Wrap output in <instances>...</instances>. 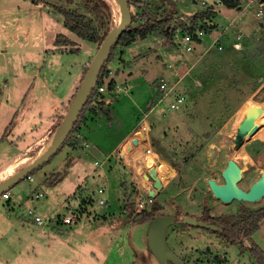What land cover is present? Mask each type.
Here are the masks:
<instances>
[{
	"label": "rangeland",
	"instance_id": "374dc122",
	"mask_svg": "<svg viewBox=\"0 0 264 264\" xmlns=\"http://www.w3.org/2000/svg\"><path fill=\"white\" fill-rule=\"evenodd\" d=\"M53 1L64 5L66 0H42L39 4L31 0H0V57L3 54L8 61L5 66L0 65V114L20 109L12 133H18V130L26 132L22 140H16L12 133L1 135L0 131V164L6 157L1 155L5 154L3 151L14 150V154L23 152L36 137L46 132L47 124L55 122L58 125L53 135L50 133L48 139L33 143L23 155L35 156L49 147L63 120L54 119V102L59 97L55 99L51 94L58 76H66L67 70L62 63L68 62L70 58L75 69L85 70L81 66L82 62L89 61L88 53L93 54L99 48L97 43L85 40L65 27L63 15L55 13L49 4ZM110 1L114 18L112 25L115 27L122 14L118 2ZM176 1L181 13L199 11L195 2H201L202 9L206 7L202 5L203 0ZM260 9L264 10V0H241V7L227 12L232 16L227 17L226 23L229 20L230 26L226 29L225 47L221 51L212 47L201 55L199 50L206 49V44L195 43L194 49L186 52L179 43L183 36L181 30L177 31V44L171 51L176 56L171 58V62L176 68L175 77L182 79L186 75L185 71L189 72L183 79L187 86L184 105L179 110L170 111L166 109L169 103L167 97L158 101L163 93L155 84V80L161 78L157 74L151 84L144 82L145 86L140 88L138 94L135 92L132 101L124 98V101L118 102L119 117L115 120L113 130V126L110 128V123L103 118L102 126H97L94 135L90 136L92 141L93 138L101 142L114 140L105 144L108 146L105 150H114L110 162L100 165L104 156L100 155L98 147L91 145L86 149L83 141L78 147L65 143L50 160L33 171L37 180L35 183L26 177L10 188L11 198L0 195V264H173L170 261H158L150 251L147 236L151 221L126 220L125 188L128 190L126 197L129 193H133L135 199L136 193L143 195L141 199L144 200V207L141 208L136 199L135 213L143 209L150 210L155 207L153 204H158L157 212L160 214H178V221L169 227L167 233L170 246L181 257L191 255L195 260L199 257L196 248L205 249L209 246L213 255L204 264H258L250 250L239 244L219 243L214 234L207 230L197 227L192 229L194 237H178L172 227L180 223L182 225L180 221L188 214H202L204 203H207L206 207L213 215L236 211L242 204L253 208L264 206V196L257 201L233 199L226 203L213 194L208 183L209 179L219 185L225 182L222 172L229 159H236L240 163L242 177L238 184L246 190L264 172V125L240 147L235 146L233 139L238 124L246 114L245 105L260 106L264 103V14L262 17L259 15ZM217 14L218 10L211 21H217L214 23L215 28L221 30L226 23L221 24ZM239 32L242 34L241 49L231 44ZM68 35L76 40L75 43L70 40L66 45H56V40L60 39L64 43ZM51 47H54V51L69 50V47L80 51H72V54H65L64 57L47 56ZM122 47L118 44L114 48L108 67L118 66L117 58ZM90 62L86 64V70ZM163 78L169 80V76ZM143 81L140 80L141 83ZM67 83L60 85L59 90H64ZM148 90L150 97L147 95ZM37 105L46 113H43L41 122L35 113ZM142 110L145 111L142 116L150 122L147 124L148 128L150 126L149 133L142 131L145 123L142 120L139 127L140 142L131 145L130 151L124 146L117 150L120 134L131 127ZM162 111H167V114L163 116ZM13 139L16 142L13 143ZM156 141L161 147L159 151L154 148ZM69 147L76 149L82 156L72 171L73 158L69 156L72 151ZM148 147L154 148L159 164L164 161L173 170L172 176L164 180V187L156 189L153 195L147 186L153 187L150 168L157 162L151 165L144 159ZM124 148L128 163L120 156ZM95 160H99L100 164H95ZM26 162L19 164L15 171ZM80 167L85 172L80 173L81 182L87 181L85 186L82 183L77 185L72 178L74 171ZM58 173H62V179L54 185H47ZM34 185H38L45 195L37 201L24 199L32 194ZM101 186L106 187L101 195L106 199V205L97 209L92 204L87 210L80 211V196L90 195L95 200ZM73 190L76 199L65 198L67 193L72 196L74 193L70 191ZM20 196L23 199L20 200ZM29 206H36V212L47 223L37 225L29 219L26 211ZM72 212L79 214V221L64 225L62 216ZM178 240H183L184 246ZM253 241L264 249V219ZM251 242L245 240L247 246ZM215 255L224 260H214ZM207 257L208 254H205L204 258Z\"/></svg>",
	"mask_w": 264,
	"mask_h": 264
},
{
	"label": "trees",
	"instance_id": "16d2710c",
	"mask_svg": "<svg viewBox=\"0 0 264 264\" xmlns=\"http://www.w3.org/2000/svg\"><path fill=\"white\" fill-rule=\"evenodd\" d=\"M31 1L34 4L42 2V0ZM176 2V0H129L132 11V22L130 26L123 31L113 47L111 54L103 67L102 73L97 79V85L106 84V78L110 74L107 63L113 55L114 48L118 44L127 46L139 38L156 36L159 39H162L163 45L167 50H172L177 44L176 35L178 30H181V34L184 35L185 33L194 32L197 27L204 28L205 30H212L216 27L211 21L217 12L213 7H205V9H199L194 15H187L175 11L177 7ZM223 2L227 8L233 9L241 7V0H223ZM49 4L54 8L53 11L55 13L63 15V23L66 28L85 40L97 43L99 47L107 37L109 31L113 28V8L110 0H66L64 5H58L56 1L49 2ZM200 41L201 39H197V43ZM70 42L69 38H66L64 43L58 39L56 40V45H66ZM115 84L116 83L113 79L109 80L107 84L108 89H114ZM99 96L98 90L95 88L65 143L73 147H78L79 143L82 142V140L74 139L73 133L82 132V126L86 121L89 112L95 114L100 113L108 119L111 118L112 109L110 103H107L106 99H100ZM192 156L193 155L191 154L190 157ZM31 174H34V172ZM56 176L57 177L54 179L49 180L47 185H54L59 182L62 178V173H58ZM127 191L128 190L125 188L124 216L126 220H130L131 222H149L156 215L160 214L157 212V207H159L158 204H153L155 207L150 210L143 209L135 213L136 199L134 198L133 193H129L126 197ZM80 197V211L87 210L95 202L90 195H87L86 197L81 195ZM204 206L205 209L202 214L199 216H192L203 219L206 222L216 223L220 229H212L184 223L182 219L180 221L182 222V225L180 223L179 225L177 224L172 227L176 236L194 237L192 229L197 227L199 229L202 228L214 234L219 243L239 244L244 249L250 250L255 262L258 264H264V249L258 243L253 241V236L261 228L262 220L264 219V206L253 208L242 204L236 211L221 213L219 215L211 214L209 208L206 207L207 203H204ZM176 217L178 219V214ZM167 237H169L168 234ZM246 239L252 241L250 246L245 244ZM178 243L181 246H184L182 245L184 244L183 240H178ZM196 250H198L199 257L195 260H193L191 255L182 256L188 264H204L213 255V250L209 246L205 249L198 247ZM205 254H208L207 259L204 258ZM214 258L216 261L224 260V258H220L218 255H215Z\"/></svg>",
	"mask_w": 264,
	"mask_h": 264
},
{
	"label": "crops",
	"instance_id": "0c3cea01",
	"mask_svg": "<svg viewBox=\"0 0 264 264\" xmlns=\"http://www.w3.org/2000/svg\"><path fill=\"white\" fill-rule=\"evenodd\" d=\"M196 3L197 2H195L194 4L196 6H198L199 9H202L201 2H199L197 4ZM178 7L179 6H177L176 9H175L176 12L179 11ZM219 9L220 10H218V14H217L218 21H221L222 22L221 24L224 25L227 22V17H231L232 16V15L230 16L229 13H227L229 10H231V8H227L226 6H224V7L219 8ZM195 11H190V12L183 11L182 13L183 14H187V15H193V14H195ZM215 20H216V18H215ZM216 23H217V21H216ZM228 24H229V20H228V23H226V25L222 29H224ZM221 30L217 29L216 30L217 32L213 31L211 34L207 35L208 36L207 39H205V36H204V38L201 39L200 42H198V45L199 44H204V45L206 44V49H204V50L200 49L199 50L201 52V55L206 54L208 52V50L211 49V43L213 41V38H214V36H217L219 34V31H220V33L223 34L222 35L223 36V41L222 42H224L225 35L228 32L226 30L224 32L221 31ZM68 36H69L68 37L69 40H71L72 43H75L76 40L74 38L70 37V35H68ZM234 40L235 39L232 40V43H233ZM71 47H75V46L71 45ZM71 47H69L70 48L69 50H64V51L63 50L54 51L53 50L54 47H51L49 49L50 51L47 53V56L51 54V56L54 55L53 57L59 56V55L64 57L65 54H68V55L72 54V51H77V52L80 51V49H73L72 50ZM171 51L172 50H167L165 48V46L163 45L162 39H159L156 36H148V37H145V38H139L138 40L134 41L133 43H131V44L127 45V46H123L122 48H120V52H119L120 55H118V58H117L118 66L115 67V65H113V66L109 65L108 69L110 71V74L106 78V84L105 85L108 84L109 80L113 79L115 81V83H116L115 84L116 87L117 86H124L126 88V90H121V91L116 90V92H111V93L109 92V93L103 94L102 98H105L107 100V103H110V107L112 109L111 118L108 119V118H106L105 116H103L100 113H97V114H95V113L89 114L88 113L86 121L84 122V124L82 126V130H81L82 133L85 136V140L83 142L85 144H86V142L89 143L88 147L85 145V148L87 149L91 145H93V147H98L97 148L98 152L100 153V155L104 156V158L101 161V164H100L99 160H95L94 161L95 164H96V162H98L100 165H102L103 163L110 162L111 161L110 159H113L114 150H112L111 152H108L107 150H105V147L106 148L108 147V146H105V144H108V143H110L111 141H114V140L113 139H108V140H104V141L101 142V141H97L96 138H93V141H92L90 136H91V134H92V136L94 135V133L96 132L97 126H102L103 118H105V120H107L110 123V128L113 126L112 127V130H113L114 125H115V120H116L117 117H119L120 108H119V106L116 105L118 102L124 101L123 100L124 98L125 99H129L130 101H132V98H134L135 92H136V94H138L140 88H143V86H145L144 82L148 81L149 84H151V82H154L155 79H153V77L156 74L161 76V78H158L157 80H155L156 81V83H155L156 86H157V83L160 81V79H162L165 76H169V80L170 81L173 80V82H175V81H177L179 79L178 88H179L180 91H183L186 94L187 86L183 82V79H184V77L185 78L187 77L189 72L185 71L186 75L184 77H182V79L175 77L176 76L175 75V69L176 68L173 65V63L171 62V58H174L176 56V54L174 52H171ZM96 52L97 51H95L93 54L89 52L88 53V55L90 57L89 61L82 62L81 66L83 68H85V70H86V67L88 66L86 64H88L90 62V60L93 59V57L96 54ZM1 55H2V57H0V65L1 66L2 65L5 66L8 63L7 58H5L3 54H1ZM63 57L61 59H63ZM56 60H57V57H56ZM59 61H60V59H59ZM70 61L71 60L69 58L68 62H63L62 63L64 69L67 70L66 76L64 78L63 77L61 78V76H58V78L55 81L57 83L55 84V86L53 88V91L51 93L55 97V99H57L56 98L57 96L59 97V99H57L58 101L54 102L56 107L55 108L53 107L54 110H55V114H53V115H55L54 119H56V120L64 118L65 114L67 113V111H68V109H69V107L71 105L72 100L76 96V92L79 89V87L81 85V82H82V79H83L84 74H85V70L84 69H82V70L81 69H75L74 66H73L74 64H72ZM44 62H46V61H44ZM141 79H144V81L142 83L140 82ZM163 79H165V78H163ZM169 80H167V81H169ZM66 81L68 83L64 86V90L60 91L59 90L60 89V85L65 84ZM173 82H171V83H173ZM137 87H138V90H137ZM141 90L143 91V89H141ZM147 95H148V97H150V95H151L150 94V90H148V94ZM114 97H117V98L115 99ZM153 97H155V96H153ZM152 98H151L150 101H152ZM113 99H115V100H113ZM147 108H149V105H147ZM35 109H36L35 113L40 118V122H41V118H43V113H44V115H46V113L43 110V108L40 107V105H37ZM144 113H145V111L142 110V112H140L138 117H137L138 119L131 125V127L128 128L127 130L123 131L120 134V136H119L120 139H119V141L117 143L119 148L117 150H119L123 146L124 147H129V146L135 144V143H133V139L136 138L135 135L137 134L140 125H142V120H144V117L142 115ZM140 114H141V116H140ZM0 115H1L0 116V131L2 132V133L0 132L1 135L2 134L12 133L13 126L15 124L14 121L18 120V116L20 115V109H17L16 112L12 111V110H8L7 113H4L3 115L0 114ZM56 120H54V121H56ZM40 124L42 125V123H40ZM147 124L148 125L150 124V122L148 120H147ZM57 125L58 124L57 123L55 124V122L47 124L46 132H44L41 136L36 137L31 144H28L24 148L23 152L14 154V150L13 151L12 150L3 151V153H5V154H1V155L2 156H6V157L0 164V172L2 170H4L6 167H8L9 165L15 163V161L18 160L20 157L25 156V155H23V153L29 151L31 149V145L33 143H37V142H39L41 140L48 139L50 133H51V135H53L54 130L56 129ZM149 128H150V126H149ZM4 129H5V131H4ZM24 129H26V128H24ZM25 133H26L25 130H18V133H12V134H13V137H15L16 140H22L23 136H25L24 135ZM156 137H158V135H156ZM148 138H150L149 135H148ZM15 139L12 140L13 143L16 142ZM139 142L140 141H138V143ZM125 143H126V145H124ZM49 147L45 151H47L49 149ZM99 147H101V148H99ZM155 148H157L158 151H159L161 147L159 145H155ZM69 149L72 150V151H70V154H69V156H71L73 158V161H72L73 166H71L72 168L70 167V169L72 171L76 164H77L76 167L78 166V162L81 160L80 158L82 156L81 155H80L81 157L79 156L80 153H78L76 149H73L71 147H69ZM124 150H125V148H124ZM43 153H45V152L44 151H42V152L40 151V152L36 153L35 156H27L28 157V161L27 162L25 161L26 163L23 166L27 165L30 162L35 161ZM76 153H78V154H76ZM9 155H11V157H9ZM125 162H127V161H125ZM74 172H75V174H74V176L72 178L76 182V184L78 185V184L82 183L81 182L82 177H80V173H82L84 171H82V169L80 167V168H78V170H75ZM0 177H2V176H0ZM34 177H35V175H34ZM91 177H90V179H91ZM4 178H6V177H4ZM35 180H36V178H35ZM85 183H87V181L82 183L83 186H85L84 185ZM164 185H165V183L163 181V187H164ZM117 187L118 186H116V190H117ZM74 190L76 191V189H74ZM74 190L70 191V192L74 193L75 192ZM96 191H97V189H96ZM62 193H63V190H62ZM96 193L98 195V191ZM69 196L70 195H68V193H67L66 197L65 196L64 197L68 198L69 200H71L72 198H73V200L76 199L75 198V196H76L75 193L72 196H70V197ZM24 199L30 200L27 197L24 198ZM30 203H31V201H30ZM78 221H79V219H78ZM124 264H126V263H124Z\"/></svg>",
	"mask_w": 264,
	"mask_h": 264
},
{
	"label": "water",
	"instance_id": "95a60500",
	"mask_svg": "<svg viewBox=\"0 0 264 264\" xmlns=\"http://www.w3.org/2000/svg\"><path fill=\"white\" fill-rule=\"evenodd\" d=\"M116 1L120 6L122 19L118 25L109 31L107 37L102 42L93 59L91 60L90 65L84 74L81 85L76 92V96L72 100L67 113L57 128L52 144L50 145L49 149L35 161L28 163L6 178L1 179L0 195H2L5 191L10 190V188H12L16 183L25 179L29 174L33 173L34 170L50 160L69 138L77 119L79 118L85 104L91 97L96 87L97 79L102 73L103 67L108 60L113 47L115 46L123 31L127 29L132 22V11L129 0ZM263 125L264 103L261 106L251 105L237 126V130L233 137L235 146L240 147L243 145V143L247 139L251 138ZM139 134L140 133L137 132L136 138L133 139V143H138L137 137ZM154 145H158V142H155ZM222 174L225 180L224 184L222 185L214 183L213 179L208 180L210 190L217 198H220L222 201L226 203L231 202L233 199L257 201L264 196V172L248 190L240 187L238 184L242 177V167L236 159H229L227 161V165L223 169ZM151 177L153 178L154 183L153 187L147 186L148 191H151V189L154 191H156V189H162L163 181L161 178L152 172ZM150 191L149 193L153 195V193ZM176 221L177 218L175 215H156L149 223L147 236L148 247L152 254L158 259V261L162 263L171 261L175 264H188L174 249H172L168 242V229ZM183 222L201 227L220 229L216 223L206 222L203 219H199L192 215L184 216Z\"/></svg>",
	"mask_w": 264,
	"mask_h": 264
},
{
	"label": "built area",
	"instance_id": "2783aa9c",
	"mask_svg": "<svg viewBox=\"0 0 264 264\" xmlns=\"http://www.w3.org/2000/svg\"><path fill=\"white\" fill-rule=\"evenodd\" d=\"M202 5L206 6V7H213V9L215 11L219 10V8H222L224 7V2L223 0H209V1H206V0H203L202 1ZM264 14V10L263 9H260L259 11V15L262 17V15ZM230 26V22L229 24L224 28L222 29L221 31H224L226 29H228V27ZM217 29L216 28H213L212 30H205L204 28H200V27H197L196 30H194V32H189V33H185L182 37H181V40H180V44L182 46V48L186 51V52H190L194 49L195 47V43H197V39H203L204 36L206 35H209L211 34L213 31H216ZM217 32V31H216ZM195 35V36H194ZM223 34L220 33L219 31V34L217 36H214L213 38V41L211 43V48L212 47H215L217 50H223L224 49V44H223ZM242 34L241 32L238 33V35L236 36L235 40L233 41L232 45L237 48V49H241L243 48V43H242ZM157 86L159 87L160 91L163 93L162 95V98H159V102H161L163 100V98H168L169 100V103L167 104V107L166 109L167 110H170V111H176V110H179L185 103L186 101V94L183 92V91H180L178 86H179V79L173 83L165 80V79H160V81L157 83ZM97 90H98V93H99V98L100 99H105V98H102V95L105 94V93H111V92H116V90L118 91H121V90H126V88L124 86H115L114 89L112 90H109L107 85L103 84V85H97L96 84V87H95ZM175 92H177V94H175ZM155 105H153L151 108H153ZM167 114V111H162V115L165 116ZM144 124L142 125V129H143V126L145 124H147V119L146 117H144V120H143ZM144 131L146 133H149V128H146L144 129ZM138 132L140 133V131L138 130ZM137 135V134H136ZM135 135V136H136ZM141 135V133L139 134V136ZM139 136L137 137L138 138V141H140L139 139ZM73 137L74 139H78V140H82L84 141L85 140V136L82 132H74L73 133ZM154 139V138H152ZM158 142V141H156ZM132 144V143H131ZM86 146L89 145L88 142H86L85 144ZM154 146V145H153ZM153 148V147H152ZM155 148V146H154ZM153 148V149H154ZM128 150L130 151L131 150V146L128 147ZM120 156L123 158V160L125 161H128V156L126 155L125 153V150H122L120 152ZM98 163V162H96ZM27 179L30 181V182H36L35 180V177L33 174H29L27 176ZM106 190V187L105 186H101L98 188V196L96 197L95 199V202L93 203L94 204V207H96L97 209L98 208H102L106 205V199L104 197H102L101 195L104 194ZM45 195V193L40 190L39 186L38 185H34V191L32 192V194L29 195V198L30 200H33V201H37L38 199H40L41 197H43ZM3 196L6 198V199H9L11 198V194H10V191H5L3 193ZM143 197L142 194H138L136 193V199H137V204L143 208L144 207V200H142L141 198ZM19 199H23V197H19ZM36 206H29L27 208V217L31 220H33L37 225H43V224H46L47 223V220L44 219L40 214H38L36 212ZM78 217H79V214L78 213H66L63 215L62 217V222L63 224H72V223H75L78 221Z\"/></svg>",
	"mask_w": 264,
	"mask_h": 264
},
{
	"label": "bare ground",
	"instance_id": "6f19581e",
	"mask_svg": "<svg viewBox=\"0 0 264 264\" xmlns=\"http://www.w3.org/2000/svg\"><path fill=\"white\" fill-rule=\"evenodd\" d=\"M118 7L120 8L119 4H118ZM121 19H122V16H121ZM121 19H120V21H121ZM250 106L251 105H245L244 111L246 113H247V111H248V109H249ZM246 109H247V111H246ZM146 128H148L147 124H145L143 126L142 131L144 132V129H146ZM52 141H53V139H51V141L49 142V146L52 144ZM156 154L157 153L155 151H153V149L151 147L150 148L148 147L146 149L145 153H144V159L146 160V162H150L151 165H153V163H156L157 162V160H156ZM27 160H28V157L27 156L20 157L18 160L15 161V163L9 165L4 170H2L0 176H4L7 173L8 174L9 173H12L19 164H21V163H23V162H25ZM150 170H152L153 173L157 174L161 178L162 181L166 180V178L172 176V174H173V170L164 161L160 162V164L157 162L155 166H151ZM150 192L151 193H154L155 191L153 189H151Z\"/></svg>",
	"mask_w": 264,
	"mask_h": 264
},
{
	"label": "flooded vegetation",
	"instance_id": "af4514ba",
	"mask_svg": "<svg viewBox=\"0 0 264 264\" xmlns=\"http://www.w3.org/2000/svg\"><path fill=\"white\" fill-rule=\"evenodd\" d=\"M175 216H176V215H175ZM176 218H177V217H176ZM177 221H178V220H177ZM177 221H176V222H177ZM176 222H175V223H176ZM175 223H173V224H175ZM167 234H168V233H167Z\"/></svg>",
	"mask_w": 264,
	"mask_h": 264
}]
</instances>
